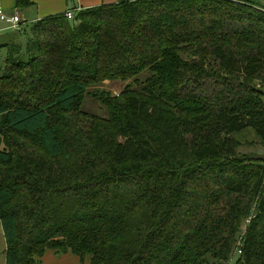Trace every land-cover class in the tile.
Masks as SVG:
<instances>
[{
  "label": "trees",
  "instance_id": "1",
  "mask_svg": "<svg viewBox=\"0 0 264 264\" xmlns=\"http://www.w3.org/2000/svg\"><path fill=\"white\" fill-rule=\"evenodd\" d=\"M259 7L118 0L44 16L19 30L23 45H0L5 264H43L47 250L90 264H264V157L236 155L246 129L264 144ZM116 80L117 95L89 91ZM87 91L107 118L82 110Z\"/></svg>",
  "mask_w": 264,
  "mask_h": 264
},
{
  "label": "rangeland",
  "instance_id": "2",
  "mask_svg": "<svg viewBox=\"0 0 264 264\" xmlns=\"http://www.w3.org/2000/svg\"><path fill=\"white\" fill-rule=\"evenodd\" d=\"M240 1V0H239ZM247 1V0H245ZM74 3L73 1L70 2V6H72ZM258 4L261 5L264 10V0H258ZM258 7V6H256ZM55 14V13H54ZM26 17L25 19L23 18L22 21L23 25H25L26 23H28L27 25L31 24V14L26 13L24 14ZM6 25V24H5ZM1 21H0V28H3L5 26ZM7 27L9 29L3 28L0 32L6 34H10L11 32H13L14 30L11 29L8 24ZM30 27V26H28ZM25 28V29H28ZM12 36H14V32L11 34ZM5 37V36H4ZM9 37V35H8ZM19 40H23L25 35L21 34L18 35ZM15 38V36H14ZM6 56V51L5 50H0V67L4 64V59ZM148 74V71L143 72L139 77L141 79L145 78V76ZM262 85L263 87L262 90L264 91V85L263 83H257V85ZM124 87V82L120 81V80H116V81H107L104 82L101 85L95 86V87H91L89 91L94 90V88H99L101 90H106V91H110L112 94L117 95L118 93H120L121 90H123ZM89 91H87L84 95L83 98V102H82V110L93 114V115H97L103 118H107L109 116V109L107 107L106 104L102 103L101 100L95 98L92 94L89 93ZM251 129V128H250ZM246 129L243 132H241L240 134L236 135V139L239 141V145L237 147L236 150V155L239 156V158H251V159H256L257 157H264V144L263 142H261V140L258 138V135L253 131V129ZM6 240L3 234V230L0 224V264H5V255H6ZM71 256H65L63 263L64 264H90L89 258H84V260H81L77 255L70 253ZM44 257V255L42 256ZM46 259H42L41 261L44 263L46 262Z\"/></svg>",
  "mask_w": 264,
  "mask_h": 264
},
{
  "label": "crops",
  "instance_id": "3",
  "mask_svg": "<svg viewBox=\"0 0 264 264\" xmlns=\"http://www.w3.org/2000/svg\"><path fill=\"white\" fill-rule=\"evenodd\" d=\"M31 1H32L31 6H29L28 8L24 10H19L15 8L14 0H0V6L3 7L4 13L6 15L5 19L0 18V21L4 25L6 24L3 28L6 27L7 29H9L7 27V24L9 26V23L7 22L6 19L15 13H19L22 20L23 18L25 19L26 17L24 14L26 13L31 14L30 20L33 23L44 16L51 15L54 13L55 14L63 13L66 10L75 11V10H79V9H83L87 7L97 6L100 4H112V3H116L118 0H31ZM71 1H73L74 3L72 6H70ZM23 22L24 21H22V23L20 24V29H24V27L28 26L27 25L28 23L23 25ZM3 28H0V31ZM13 30H14L13 32H14L15 38L14 36L11 35L13 32H11L10 34L8 33L4 34L0 32V45H5L13 41L23 45L24 39L23 40L18 39V38L21 39V37H18V35H21V31H19L18 29H13ZM70 253L71 252L59 255V254H56L52 250H47L44 254V257H42V259L47 258L46 262H44L43 264H64L63 261H64L65 256H71Z\"/></svg>",
  "mask_w": 264,
  "mask_h": 264
},
{
  "label": "built area",
  "instance_id": "4",
  "mask_svg": "<svg viewBox=\"0 0 264 264\" xmlns=\"http://www.w3.org/2000/svg\"><path fill=\"white\" fill-rule=\"evenodd\" d=\"M65 15L67 18H72L74 15V11L73 10H66L65 11ZM5 13L3 10V7L0 6V18L1 19H5ZM7 22L9 23V27L12 29H18L20 30V24L22 23V19L19 13H15L12 16L8 17Z\"/></svg>",
  "mask_w": 264,
  "mask_h": 264
},
{
  "label": "water",
  "instance_id": "5",
  "mask_svg": "<svg viewBox=\"0 0 264 264\" xmlns=\"http://www.w3.org/2000/svg\"><path fill=\"white\" fill-rule=\"evenodd\" d=\"M252 1L256 3L258 0H252Z\"/></svg>",
  "mask_w": 264,
  "mask_h": 264
}]
</instances>
